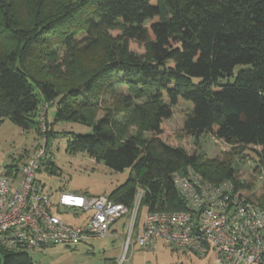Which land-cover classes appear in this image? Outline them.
Returning a JSON list of instances; mask_svg holds the SVG:
<instances>
[{
    "label": "trees",
    "instance_id": "obj_1",
    "mask_svg": "<svg viewBox=\"0 0 264 264\" xmlns=\"http://www.w3.org/2000/svg\"><path fill=\"white\" fill-rule=\"evenodd\" d=\"M20 4L35 10L33 24L18 20ZM89 42L102 53L81 82L63 92L44 79L58 52L69 54L73 67L76 52H90ZM238 66L245 68L234 74ZM41 102L45 133L35 121ZM55 104V122L92 128L73 136L67 152L115 172L131 169L108 196L114 203L131 207L140 190L149 212L184 211L173 175L187 171L246 193L228 161L188 154L162 137V126L173 107L187 105L185 136L196 144L209 135L232 154L251 149L250 160L264 171V0H0V122L36 129L47 152L53 134L46 110ZM43 164L52 171L51 158ZM11 169L17 170L3 171ZM0 264L33 262L25 251L0 245Z\"/></svg>",
    "mask_w": 264,
    "mask_h": 264
},
{
    "label": "built area",
    "instance_id": "obj_2",
    "mask_svg": "<svg viewBox=\"0 0 264 264\" xmlns=\"http://www.w3.org/2000/svg\"><path fill=\"white\" fill-rule=\"evenodd\" d=\"M40 131L45 133L43 122ZM19 169L0 172V245L11 251H44L57 245L78 246L110 236L122 221L125 239L117 264H125L134 246L156 251L161 243L174 250L213 254L214 264H264V208L236 191L229 182L209 183L192 171L174 174L185 202L180 212H149L140 220L142 191L131 207L108 197L51 193L36 183L35 174L50 159L44 137ZM68 214L78 225L63 220ZM131 255L128 258V254ZM116 264V263H115Z\"/></svg>",
    "mask_w": 264,
    "mask_h": 264
},
{
    "label": "rangeland",
    "instance_id": "obj_3",
    "mask_svg": "<svg viewBox=\"0 0 264 264\" xmlns=\"http://www.w3.org/2000/svg\"><path fill=\"white\" fill-rule=\"evenodd\" d=\"M17 17L25 25L33 24L35 10L26 4H20L17 8ZM90 44L89 42L88 45ZM97 46L98 43L94 46L90 45V52L86 50L76 52L74 58L77 61L73 67L70 63L71 56L58 52L56 61L53 62L57 67L52 66L53 68L48 69L53 74L44 71V79L55 83L59 90L65 92L71 85L81 82L86 76L84 71L87 70L85 69H91L94 62L101 57L102 51L100 46ZM130 49L138 54L142 52V48L135 43L130 44ZM31 65L36 67L34 72L39 76L40 71L35 66L37 65L35 59L32 60ZM76 68L81 69V72ZM241 68L245 67H236L234 74ZM70 69H76V72L70 73ZM43 106V102L38 106L36 122L40 120L39 115ZM189 109V106L183 104L172 108V117L162 126V137L172 143L179 142L188 154L203 153L209 159H225L231 164L233 171L239 175V182L248 187L245 191L248 197L264 205V171L256 168L250 160L253 157L251 149L232 154V148L229 145L209 135H203L195 144L194 139L185 136L182 132L183 120ZM56 113L55 104L47 108L45 117L48 132L53 134L49 137L47 151L53 163L52 171L43 164L35 174L36 183L51 193L54 200L61 193L108 197L133 175L131 169L115 172L102 163H96L84 153L70 154L67 152V143L72 140L73 136L90 134L92 128L79 122H55ZM102 115L103 112H100L98 119ZM41 139L36 129L22 131L9 119L0 122V172L6 168L19 169L23 166L42 143ZM229 153L232 157L228 159L226 155ZM145 211V208H142L141 221ZM62 217L66 223L78 225L85 216L82 215L75 219L71 215L64 214ZM121 225L122 221L116 223L111 228V234L108 237L89 240L78 246L57 245L44 251L28 250L25 252L33 264H107L108 262L117 264L123 254L121 240L125 239ZM130 255L131 251L128 258ZM125 264H214V256L211 253L205 255L186 250H174L159 243L156 251H145L134 246L132 256Z\"/></svg>",
    "mask_w": 264,
    "mask_h": 264
},
{
    "label": "crops",
    "instance_id": "obj_4",
    "mask_svg": "<svg viewBox=\"0 0 264 264\" xmlns=\"http://www.w3.org/2000/svg\"><path fill=\"white\" fill-rule=\"evenodd\" d=\"M54 199V198H53Z\"/></svg>",
    "mask_w": 264,
    "mask_h": 264
}]
</instances>
